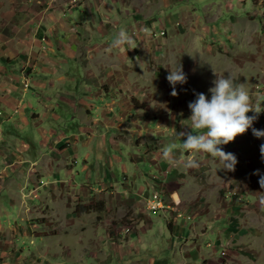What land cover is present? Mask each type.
<instances>
[{
  "label": "crops",
  "instance_id": "0c3cea01",
  "mask_svg": "<svg viewBox=\"0 0 264 264\" xmlns=\"http://www.w3.org/2000/svg\"><path fill=\"white\" fill-rule=\"evenodd\" d=\"M249 2L0 0V248L27 238L29 264H256L264 148L142 98L167 39L221 35Z\"/></svg>",
  "mask_w": 264,
  "mask_h": 264
},
{
  "label": "rangeland",
  "instance_id": "374dc122",
  "mask_svg": "<svg viewBox=\"0 0 264 264\" xmlns=\"http://www.w3.org/2000/svg\"><path fill=\"white\" fill-rule=\"evenodd\" d=\"M261 4L259 17L247 15L253 11L252 0L246 8L235 10L244 18L237 20L231 30L215 27L223 32L221 35L216 31L205 35L199 28L195 31L187 27L178 39H167L165 54L148 65L150 90L143 100L165 104L171 116L198 117L205 123L204 128H221L227 123L229 133L235 132L230 135L245 136V146L264 148V0ZM155 68L158 75L153 74ZM236 140L235 135L229 144L236 145ZM4 209L12 210L0 207V216ZM14 220L12 212L1 219L8 230L13 229ZM3 254L14 256V263L29 264V240H8L0 248V264H4ZM253 259L256 264H264V244L257 246Z\"/></svg>",
  "mask_w": 264,
  "mask_h": 264
},
{
  "label": "built area",
  "instance_id": "2783aa9c",
  "mask_svg": "<svg viewBox=\"0 0 264 264\" xmlns=\"http://www.w3.org/2000/svg\"><path fill=\"white\" fill-rule=\"evenodd\" d=\"M25 86L26 87L29 86L28 82L25 83ZM173 202H174V206L176 207L180 205V202H176L174 200ZM148 206L152 210H158L165 208L167 204L165 202V198L160 193H154L148 201ZM176 214L179 217H184V213L181 211V209H177Z\"/></svg>",
  "mask_w": 264,
  "mask_h": 264
},
{
  "label": "bare ground",
  "instance_id": "6f19581e",
  "mask_svg": "<svg viewBox=\"0 0 264 264\" xmlns=\"http://www.w3.org/2000/svg\"><path fill=\"white\" fill-rule=\"evenodd\" d=\"M162 34H164V31L162 32ZM176 202H178V201H176ZM184 217H187V218L191 219V216L190 215H185L184 214ZM130 232H131V227L130 226L129 227H126L125 228V233H130Z\"/></svg>",
  "mask_w": 264,
  "mask_h": 264
}]
</instances>
